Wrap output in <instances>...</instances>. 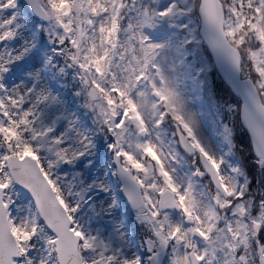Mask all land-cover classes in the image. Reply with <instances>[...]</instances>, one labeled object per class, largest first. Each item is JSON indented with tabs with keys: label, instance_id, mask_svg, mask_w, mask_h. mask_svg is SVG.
<instances>
[{
	"label": "snow or ice",
	"instance_id": "snow-or-ice-1",
	"mask_svg": "<svg viewBox=\"0 0 264 264\" xmlns=\"http://www.w3.org/2000/svg\"><path fill=\"white\" fill-rule=\"evenodd\" d=\"M31 3L53 44L43 58L34 40L9 47L23 24L18 11L0 15V264H264V194L253 195L244 170L198 139L192 114L156 63L169 45L144 32L185 13L199 20L212 47L243 71L241 119L264 168V0ZM17 6L0 0V12ZM133 59L139 67L122 83L114 68ZM48 73L72 75L94 130L76 129L74 139L54 134L56 116L46 110L60 101ZM166 122L193 155L190 174L178 172L177 154L154 131ZM95 131L111 141L104 177L119 178L143 226L139 240L123 231L105 238L95 227L117 204L115 196L97 203L110 185L90 178L103 165L99 155L91 159ZM78 162L84 172L73 170Z\"/></svg>",
	"mask_w": 264,
	"mask_h": 264
},
{
	"label": "rangeland",
	"instance_id": "rangeland-1",
	"mask_svg": "<svg viewBox=\"0 0 264 264\" xmlns=\"http://www.w3.org/2000/svg\"><path fill=\"white\" fill-rule=\"evenodd\" d=\"M60 5H63L64 0H57ZM169 0H158L155 7L166 6ZM181 4L184 0H179ZM139 4H147L143 0H137ZM12 11L19 12V19L23 24L20 35L10 43L9 47L16 48L22 44L25 39L34 40L35 46L37 45L35 37L33 35V27L26 24L24 9L19 11V5L16 9L4 10L0 12V15L10 14ZM134 14V13H133ZM45 25V24H44ZM43 25V26H44ZM181 25H187L189 36H193L192 26L194 25L192 17L185 13L183 15L177 16L174 23H170L165 20L157 25L155 28H144L145 34H147L152 42L154 43H166L169 47H166L159 51L156 63L160 65L161 71L164 76L169 80L170 86L174 87L179 94V97L183 101L184 108L187 112L191 113L195 120V133L198 139L208 148L210 151L216 153L217 155H222L218 145L216 144L213 136L211 135L208 128L204 125L200 113L198 104L195 100L194 89L191 86L189 77L186 76L188 73L187 66L182 63V57L184 54L182 48V40H184L183 32H181ZM136 57L139 58L141 53L139 50L135 53ZM29 60L26 56L23 61L17 63H24ZM43 63L41 59V64ZM40 68L41 65H37ZM139 65L136 59L132 60V66L127 67V60L120 63V66L115 67L117 75L121 78V82H125L127 78L132 75V70L134 68L138 69ZM127 69V70H124ZM48 81V80H47ZM157 84L160 83L159 77L156 78ZM53 93L59 98L60 103L55 105L53 108L47 109V113H53L56 116L54 125V134L66 133L70 138L74 139L76 136V129L84 132L80 124L76 121L75 113L62 101L61 96L58 92L52 89ZM137 92L144 91V89H137ZM153 99H157L153 97ZM50 119V117H49ZM75 122V128L69 129V124ZM158 132L163 142V145L167 150H173L177 154V159L179 163L175 164L178 172L180 174L189 173L187 162L182 152L178 148L176 141L170 138L165 130L161 127L155 129ZM111 141L107 138H103L101 146L96 145V149L93 152L91 159L95 162L96 157L99 155L103 161L102 166H97L92 169V176L90 178L104 179L105 183L110 185V192H98L97 203L103 202L105 204L109 203L113 196L117 200L116 206L108 214H101L96 219L95 227H98L105 238L114 239L118 231H123L126 233L129 239H132L128 229L124 223V203L123 197L120 193V184L118 182L117 176L104 177V173L107 170V163L111 160V150L108 149L107 144ZM230 163V162H229ZM232 164V163H230ZM234 165V164H232ZM73 170L84 172L79 166V162L74 166ZM86 174V173H85ZM137 216V214H136Z\"/></svg>",
	"mask_w": 264,
	"mask_h": 264
},
{
	"label": "trees",
	"instance_id": "trees-1",
	"mask_svg": "<svg viewBox=\"0 0 264 264\" xmlns=\"http://www.w3.org/2000/svg\"><path fill=\"white\" fill-rule=\"evenodd\" d=\"M147 4L155 7L158 0H143ZM65 2V0H64ZM64 4V3H63ZM194 35L186 39L184 44V58L182 63L187 66L189 81L194 89V95L199 106L201 118L204 124L210 129L211 134L216 140L222 154L226 159L239 165L246 174L249 189L256 196L264 194V168H260L255 163V156L251 150L250 140L242 128L239 119L240 102L228 89L225 83L217 75L212 64L210 55L205 48L197 30V18L193 15ZM188 28L181 29L187 37ZM42 41L48 42V46L42 45L46 52L53 47L52 42L42 31ZM53 88L59 91L65 102L77 113V121L81 124L84 131L94 130L92 113L84 107V97L77 96L78 84L70 74L67 77H53L48 73ZM168 132L173 130L171 123L164 124ZM103 133L95 131L93 141H100ZM228 147V152L224 149ZM137 238L142 236V228L134 223Z\"/></svg>",
	"mask_w": 264,
	"mask_h": 264
},
{
	"label": "water",
	"instance_id": "water-1",
	"mask_svg": "<svg viewBox=\"0 0 264 264\" xmlns=\"http://www.w3.org/2000/svg\"><path fill=\"white\" fill-rule=\"evenodd\" d=\"M27 7L30 9V11L38 18L44 19L43 16L32 6L31 0H24ZM200 34L203 38V41L210 52L213 63L216 66L219 75L223 79V81L227 84V86L231 89V91L239 98L241 101V107H240V118H241V109L245 103V96H244V82H243V76L242 71H238L230 62V60L215 50L212 45L209 42V39L207 38L206 34L204 33L202 29V25L200 24ZM241 123L245 130L248 132L246 126L243 124L242 119ZM182 149L186 152V150L183 148L182 145H180ZM187 153V152H186ZM188 155H192L187 153ZM124 193V192H123ZM125 195V194H124ZM128 203L130 206L135 209L131 203V201L128 199V197L125 195Z\"/></svg>",
	"mask_w": 264,
	"mask_h": 264
}]
</instances>
